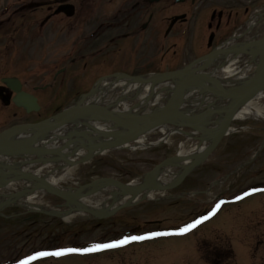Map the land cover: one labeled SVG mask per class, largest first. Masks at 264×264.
I'll return each mask as SVG.
<instances>
[{
	"label": "rangeland",
	"instance_id": "obj_1",
	"mask_svg": "<svg viewBox=\"0 0 264 264\" xmlns=\"http://www.w3.org/2000/svg\"><path fill=\"white\" fill-rule=\"evenodd\" d=\"M1 1L0 6L3 7L6 2L15 5L16 2L30 0H4L2 5ZM93 1L94 3L89 5L85 0H77L73 4L78 12L114 11L118 7V4L111 5L107 0L106 5L102 0ZM44 9L45 7L42 8V12ZM123 9H128V5L123 6ZM208 10V5L201 9L200 20L207 16ZM31 17L34 15L26 18L28 28ZM28 28L26 33L20 36L23 41L19 46L17 43L6 47L9 50L26 49L25 53L22 52L24 57L21 58V62L15 66L21 75V81H25L26 90L44 81L46 73L52 69L39 58L40 47L34 41L35 36L26 37L29 33ZM203 31L206 36L205 26ZM77 32L86 33L85 27L79 28ZM153 40L157 45L170 46L174 42L172 34L163 39V31L154 33ZM215 41H218V37ZM176 49L179 50V47ZM154 53L159 56V46L154 49ZM9 56L12 59L18 58V54L12 52ZM14 61L12 60V63ZM41 67L40 81L38 71ZM46 90L35 92L40 103ZM262 104L264 105V100ZM14 110L13 106L0 105V125L5 126L10 121L8 117L10 114L3 113ZM16 112L22 113L20 110ZM43 115H49V111L44 107L43 110L27 114L25 117L26 120H37L43 118ZM231 127L235 130L225 137L203 164L192 170L184 182L182 181V190L190 189L198 193L180 199H163L155 194L153 200L149 199L121 209L103 220L87 219L79 215L65 221L46 215H35L31 219L32 213L23 214L15 219L0 218V264H18L30 255L54 247L65 249L72 246L83 249L118 241L124 235L132 234L134 226H140L138 224H146L141 232L168 225L177 227L179 223L189 222L199 213L209 211L212 208L210 204L217 197L229 198L244 189L264 187V145L248 165L231 172L242 161L250 158L259 147L264 138V121L253 118L233 119ZM158 133L148 134L146 141H155L159 137ZM182 141L184 137L175 133L165 142L151 147L110 150L99 158L71 168L70 173L73 177L66 180L84 182L96 176L107 175L129 181L149 170L164 157L174 154ZM216 180L218 181L215 183ZM172 192L173 190L168 191L166 195ZM42 203L60 204L53 196H46ZM6 210V213H9L14 211V208ZM192 230L185 235L154 239L119 250L93 253L83 257L71 254L56 260L45 258L33 264H212V260L218 264H264V193L237 202H223L215 215L201 221ZM228 248L230 249L225 250ZM211 250L219 252L222 256L209 258L211 255L207 251Z\"/></svg>",
	"mask_w": 264,
	"mask_h": 264
},
{
	"label": "flooded vegetation",
	"instance_id": "obj_2",
	"mask_svg": "<svg viewBox=\"0 0 264 264\" xmlns=\"http://www.w3.org/2000/svg\"><path fill=\"white\" fill-rule=\"evenodd\" d=\"M102 1L106 5V0ZM2 2L4 3V0ZM62 2L66 0L59 1ZM107 2L111 5L118 4L116 11L76 12L71 17H66L63 13L47 14L49 19L46 22L41 21V11H36L37 8H33L30 13L34 17L30 20L28 31L31 36H35L34 41L40 48H46L45 51L50 53L53 66H56L52 79L54 84L58 83L57 96L61 99V103L75 94L86 91V86L83 85L95 81L102 75L117 71L135 75L143 69L155 67L159 59L154 58L152 54L153 34L168 30L166 33L173 31L177 38H180L189 28L195 0H158L157 2L107 0ZM210 2L214 5L211 11L220 12H212L207 26L210 28L213 24L214 31L219 32L227 28L225 24L233 13L238 12L245 16L260 0H210ZM155 4L159 5L155 7ZM125 5H128V9L123 10ZM2 9L0 68H5L9 66V57L1 50H4L11 40L20 42V36L26 33L27 28L21 5L16 3L10 5L6 2ZM160 13L164 15L158 17L157 14ZM176 16H179L178 19L171 24V20ZM92 20L96 21L91 22ZM195 25L196 23L192 27L193 31L196 30L200 34L201 29L195 28ZM81 26L85 27L86 33L77 32L79 28H84ZM200 44L201 42L192 45L193 50H196ZM207 51L208 49L197 55ZM181 61L182 53L173 50L169 54L167 64L161 70L174 67L171 62ZM0 93L10 97L14 94L10 88L2 84H0ZM57 106L59 105L55 108ZM18 109L24 112L21 108ZM17 122H22L20 115L12 112L10 124Z\"/></svg>",
	"mask_w": 264,
	"mask_h": 264
},
{
	"label": "bare ground",
	"instance_id": "obj_3",
	"mask_svg": "<svg viewBox=\"0 0 264 264\" xmlns=\"http://www.w3.org/2000/svg\"><path fill=\"white\" fill-rule=\"evenodd\" d=\"M257 59L260 58L257 57ZM237 60L238 59H236V57L234 59L227 54L215 57L211 62H209V64L215 65L220 71L215 68V73L210 76L211 79H215V76L220 79L217 80L220 84H217V86L220 88H216L214 85L216 89L215 91L201 94L199 88L205 86L207 82H210L205 78H201L198 85L192 88L191 86L185 88L186 91L184 95H182V100L179 103L177 110L175 109V115L177 117L172 120V126L164 127V124L159 126L157 125L145 131L143 134L155 132L156 130L161 129L158 133L159 137L157 139H161V141H163L170 133H175L178 128L188 125L190 133L188 135V139L185 138V141L179 144L178 151L180 153L195 152L197 148L195 147L194 139L202 141V146L199 149L211 143L218 132V128H215L216 126L214 127L213 125H215L218 121L222 123L223 117L222 113L217 114L216 109L220 108L223 112H225V108H230V106L235 102V97L237 96L231 95L230 92L244 89L248 86L251 79L250 76L246 77V72L250 69V64H245V62H243L242 64H239L240 66H237L238 64L235 62ZM256 62L259 64L260 60H256ZM199 72H202V70ZM178 83L179 81L177 82V80L170 79H163L150 84L145 83V81H139V85H124L119 82V91L122 94L118 93L116 96L108 99V97H106L108 87L104 85V99H102L103 96L98 98L100 99L99 102L104 106H110V102L116 103L110 106V108L114 109H110V111L112 110L111 112L117 114L121 119L133 118L138 121V125H142L144 120L149 119L151 113H147L160 107V110H162L167 106L168 101L173 97ZM219 90H224L225 93L221 94L218 92ZM115 97L116 101L113 100ZM127 98H137L139 100V103L134 109H128L125 107L124 101ZM263 100L264 88H261V90L252 95L247 102L245 101L246 103L244 102L243 105L239 106V108L235 111L234 117L241 120L253 118L255 120L264 121ZM194 111L197 112L193 113ZM197 115L200 116L199 120L193 119ZM90 122H92L91 127H108L111 130H115L116 128L115 123L111 120H93L91 116H87L81 119L78 123L69 125L68 129L75 128L76 130H81L85 124L89 125ZM209 127L213 129L212 131L207 132L206 130L210 129ZM56 130L58 131L59 137L65 135V132L61 130V128ZM31 134V131H24L16 136H13L10 140L15 142L27 141ZM45 135L48 138L40 140L33 146L49 147L48 149H56L57 151L54 153L34 156V160L36 162H30L29 160L28 162H21L22 160H15L17 159L15 158V154L7 156L0 153V177H4L8 183L0 185V201L15 195V192L13 191L16 190L15 184L18 183L13 177H11L13 174H17L21 171L27 173L22 177V181H35L34 177L39 175L43 176L52 184L57 183L58 181L63 180L66 177V174H68L66 170L67 163L75 157L83 156V153L85 152V150H83L79 144L75 142L65 146L62 142L66 140V137H62L63 139L58 138L54 135V131H50ZM145 145V142L139 140L138 147H144ZM33 153L34 152H29V157H31ZM51 165H54L55 167L52 168V170L44 172L45 167L49 168ZM182 165L184 164L161 168L157 173V183L163 184L172 181L178 171H180L183 167ZM110 194H115L113 197L119 201L124 199V196L118 194L113 187L105 186L97 188L90 196H84L80 202L81 204L88 206L90 209L105 208L111 200ZM145 195H148V197L153 196L152 193ZM31 196L32 195H27L18 198L16 203L24 204L27 200L33 199ZM34 200L38 203L40 201L39 195H35ZM26 208L30 209L31 207L27 206ZM72 215L73 213L70 216ZM70 216H67L65 219H68Z\"/></svg>",
	"mask_w": 264,
	"mask_h": 264
},
{
	"label": "water",
	"instance_id": "obj_4",
	"mask_svg": "<svg viewBox=\"0 0 264 264\" xmlns=\"http://www.w3.org/2000/svg\"><path fill=\"white\" fill-rule=\"evenodd\" d=\"M253 45H256V47L254 48L251 47ZM244 46L249 47L250 49L245 50L243 48ZM244 46L242 45L240 47L231 48L230 50L220 49V50L212 51L211 53L196 60L197 62L199 60L205 59V63L201 66L199 65V67L194 68L192 67V63H191L183 69H179L168 74L156 75L150 78L149 80L152 83L157 82L158 80L161 79L177 80V82L179 81V83L176 86L173 97L168 101L167 106L162 110H160L161 109L160 108L147 113V114L151 113L149 119L144 120L142 125H138L139 124L138 121L133 118L121 119L117 114L111 112L109 109H107L106 107L100 104L84 103L85 97L90 94L88 93L86 95H83L75 105L65 108L61 112L56 114L54 116V120L52 121L27 123L18 126H13L10 129L2 131L0 133V153L7 156L8 155L12 156V154L15 155L29 154V152H34L33 155L36 156L40 154L54 153L57 151L56 149L50 150L48 149L49 147L45 148L42 146H33V145L37 140L44 138L46 133L56 128H60L61 126L68 124L69 122L78 120L79 118H85L87 116H91L93 120L94 119L111 120L112 122H114L116 125L114 131H108L110 129L100 130L93 127L91 130L92 133L95 134V136H89L88 134L91 132H89L86 129H82V130L68 129L65 135L62 136V137H66V140L64 141L65 146H67L71 142H77V144H79L81 148L87 150V154L85 156H82L79 160L69 161L71 162V165L84 162L88 160L93 154L98 153L103 149L119 147L126 144L127 142L134 140L137 136L143 134L145 131L151 129L154 126L157 125L159 126L164 123H172L173 122L172 120L177 117L175 115L176 112L175 109L177 110L179 103L182 100V95L185 92L186 87L191 86L192 88L198 85L201 78H205L209 80L212 84H219L217 79H211L210 75L197 71V70L205 69L209 64V62L212 60V58L218 53H222V52L225 53L230 51V52H234L235 54H238L239 52H245V53H249L252 56H256L257 54H260V64L257 65V69L253 73L248 86H246L242 90L230 92L231 95H237L235 97L236 100L230 106V108L226 109L225 112L222 111L223 113L222 123L216 127L218 128L217 135L213 138L209 146L204 151L198 154L190 155L188 157L191 158L192 161L186 165H182L183 167L178 172L177 178L175 179L174 182L166 185H162V184H158L156 180H157V173L161 168L166 166L179 165V161L183 160L184 157H180L176 155L163 159L160 163L155 165L153 169L145 173V175L142 177V180L136 184L122 183L113 177H99L96 180L85 184L84 186L75 189L62 190L54 187L44 178L38 176L34 177V179L37 181H33L35 182L34 187L42 188L45 190L46 193L55 194L59 196L61 199H63L65 201L64 205L68 206L70 210L86 211L90 213V215L93 217L105 216L108 213L119 209L120 207L134 203L137 200L144 198V194L150 190L170 189L175 185H177L191 168H193L195 165L203 161L207 157V155L214 149V147L219 142L220 138L226 132L229 122L235 110L245 101H247L252 95H254L257 91L261 90V88H264V39L262 41L256 42V44H254V42L252 41L246 42L244 43ZM132 79L138 81H147L142 77H134ZM100 81L101 79L91 89V91L95 90L99 86ZM6 82L8 83L9 81ZM202 88L203 87H200L199 89L202 90ZM204 88L210 92L215 91L214 89L209 87H204ZM218 92H220L221 94L225 93L224 90H219ZM17 99H18L17 104L24 106L27 111L31 109L34 110L37 109L36 99L33 96L28 95L26 93H20L17 96ZM217 112H221V111H217ZM199 118L200 116L197 115L193 119L199 120ZM28 129H31L30 131L32 132V134L27 141L15 142L10 140L15 133L21 131L22 132L27 131ZM62 137L59 138L63 139ZM109 137H113V139L108 140ZM93 139L94 140L98 139L100 141L94 142ZM101 140H105V141L103 142ZM29 161L36 162L34 159H31ZM26 174L27 173L22 172L20 173L19 177H23ZM1 178L2 177H0V184L1 182L5 183L6 180ZM13 178L14 179L18 178V175ZM105 186H110L115 188L118 194L126 197V201L124 203L115 206L110 212H107V210L111 209L117 200L115 197H113L115 194H110L111 201L107 210L90 209L78 201L79 198L88 196L92 194L97 188L105 187ZM26 190L27 189H21L15 192L14 193L15 195L6 198L3 202H0V209L2 208L3 204L13 202L17 198L21 196H25ZM40 211L54 215L58 214L56 212H51V211H45V210H40Z\"/></svg>",
	"mask_w": 264,
	"mask_h": 264
},
{
	"label": "snow or ice",
	"instance_id": "obj_5",
	"mask_svg": "<svg viewBox=\"0 0 264 264\" xmlns=\"http://www.w3.org/2000/svg\"><path fill=\"white\" fill-rule=\"evenodd\" d=\"M204 219H207V217H204ZM199 223V221H196L193 224L187 225L185 228L181 229V232H187L189 229L194 228L196 224ZM132 239H142V237H133ZM123 242H127L126 240ZM115 245L112 244H105V245H95L93 249H85V251H92L95 248H109L114 247ZM69 251H75L74 249H70ZM60 253H55V255H59ZM38 255H47V253H39ZM29 259H34V257H29ZM24 264H27V261L24 262Z\"/></svg>",
	"mask_w": 264,
	"mask_h": 264
}]
</instances>
